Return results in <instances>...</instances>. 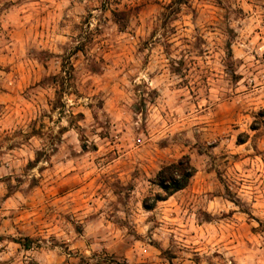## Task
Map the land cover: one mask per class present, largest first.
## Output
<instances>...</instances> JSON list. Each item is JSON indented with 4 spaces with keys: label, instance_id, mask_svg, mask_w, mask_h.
I'll list each match as a JSON object with an SVG mask.
<instances>
[{
    "label": "rangeland",
    "instance_id": "374dc122",
    "mask_svg": "<svg viewBox=\"0 0 264 264\" xmlns=\"http://www.w3.org/2000/svg\"><path fill=\"white\" fill-rule=\"evenodd\" d=\"M0 264H264V0H0Z\"/></svg>",
    "mask_w": 264,
    "mask_h": 264
},
{
    "label": "trees",
    "instance_id": "16d2710c",
    "mask_svg": "<svg viewBox=\"0 0 264 264\" xmlns=\"http://www.w3.org/2000/svg\"><path fill=\"white\" fill-rule=\"evenodd\" d=\"M196 172L189 157H183L178 162L163 167L154 180V184L162 190V193L156 195L152 205L146 204L145 207L151 210L158 202L166 201L169 197L186 189Z\"/></svg>",
    "mask_w": 264,
    "mask_h": 264
}]
</instances>
